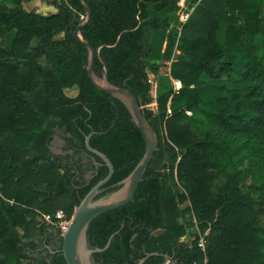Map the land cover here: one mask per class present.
<instances>
[{"label": "trees", "instance_id": "1", "mask_svg": "<svg viewBox=\"0 0 264 264\" xmlns=\"http://www.w3.org/2000/svg\"><path fill=\"white\" fill-rule=\"evenodd\" d=\"M24 1L0 0V39L10 37L0 44V264H66L61 230L42 214L70 221L108 174L85 138L113 166L105 186L132 171L145 145L126 107L87 76V49L73 35L86 15L80 1L52 0L48 15ZM187 1L183 20L172 17L181 0H83L81 36L101 47L94 74L105 68L127 89L157 137L133 199L88 226L90 249L113 235L94 264L147 254L142 264H202L204 255L264 264V0ZM161 67L180 87L157 90L153 109L150 75L158 81ZM54 136L64 155L52 153ZM187 216L207 232L205 253L198 233L184 239Z\"/></svg>", "mask_w": 264, "mask_h": 264}, {"label": "water", "instance_id": "2", "mask_svg": "<svg viewBox=\"0 0 264 264\" xmlns=\"http://www.w3.org/2000/svg\"><path fill=\"white\" fill-rule=\"evenodd\" d=\"M79 1L83 6L86 15L83 21L78 24L74 30L73 35L87 49V76L94 88L117 99L126 107L134 124L141 132L145 145L144 154L132 171L118 183L105 186L113 174V166L105 155L89 146V139L92 133L85 138L86 149L102 159L108 169V174L105 178L97 182L76 206L71 220L61 233V254L66 264H94L92 262V254L106 250L113 235L108 239L103 248L90 249L87 247L86 241L88 226L97 216L126 205L133 199L138 184L157 149V137L153 128L142 114L134 96L127 89L110 84L107 79L105 68L101 78H98L94 74V59L98 56L101 47L94 50L93 47L81 36V28H83L90 20V10L83 0ZM111 189L114 190L110 191ZM148 256H150V254H147L137 264H142Z\"/></svg>", "mask_w": 264, "mask_h": 264}, {"label": "rangeland", "instance_id": "3", "mask_svg": "<svg viewBox=\"0 0 264 264\" xmlns=\"http://www.w3.org/2000/svg\"><path fill=\"white\" fill-rule=\"evenodd\" d=\"M180 4H181V7L183 9V13L189 11V8H190L189 1L181 0ZM26 7L28 9H32V10L39 12L41 14H44V15H48V14H51V13L56 11V9L52 3V0H31L26 4ZM172 17L180 18L179 14L173 15ZM9 38L0 39V44H2V45L9 44ZM177 55H178V51H174L172 57L176 58ZM164 72H165L164 67H161L159 77H158L159 78L158 81H157L156 77L154 78V75H150V77L153 81V86H152V90H151V97H152L151 106L153 109L156 108L155 99H156L157 90L164 91V90H167L169 88H172L174 91H177L179 89L178 88L179 86H176L177 83L175 84V82L173 80H171L168 77V75H166ZM62 146H63V141L61 140V138L58 136H54L53 140L51 142V147H50L51 151L55 154H63L64 155L65 153H63L61 151ZM185 219H187V221H188V223L186 224L187 238H184V237L183 238L185 239V241H189V239L192 238L191 235L194 233H197L198 229H197L196 222L193 220V218L191 216H187V217H185ZM61 233H62V230H61Z\"/></svg>", "mask_w": 264, "mask_h": 264}, {"label": "built area", "instance_id": "4", "mask_svg": "<svg viewBox=\"0 0 264 264\" xmlns=\"http://www.w3.org/2000/svg\"><path fill=\"white\" fill-rule=\"evenodd\" d=\"M201 1V0H197V3ZM193 10V7L191 9H189V11L185 12V13H181L179 15L180 19H183V20H186L188 15L190 14V12ZM54 219H56L55 221H53V218L50 216V215H47V214H42V221L47 223V224H51V225H54L55 227L59 228L60 230H64L65 227L68 225L69 221L67 220H64V215H63V212L62 211H57L55 213V216H54ZM198 233V241H197V246L200 248V250L205 253L206 251V235H207V232H205L204 234H200L199 232ZM186 264H197L196 261H192L190 263H186ZM202 264H207V258L206 256L204 255L203 257V261H202Z\"/></svg>", "mask_w": 264, "mask_h": 264}, {"label": "flooded vegetation", "instance_id": "5", "mask_svg": "<svg viewBox=\"0 0 264 264\" xmlns=\"http://www.w3.org/2000/svg\"><path fill=\"white\" fill-rule=\"evenodd\" d=\"M50 147H51V145H50ZM61 148H62V147H61ZM50 149H51V148H50ZM52 153H53V152H52ZM54 154H55V153H54ZM83 162H84V163H88V158H84V159H83ZM92 172H93V170H88V171H87V173H86V180H89V179L91 178ZM53 250H54V249H53V247H52V251H51V250H50V251L53 253V252H54Z\"/></svg>", "mask_w": 264, "mask_h": 264}, {"label": "crops", "instance_id": "6", "mask_svg": "<svg viewBox=\"0 0 264 264\" xmlns=\"http://www.w3.org/2000/svg\"><path fill=\"white\" fill-rule=\"evenodd\" d=\"M28 3V1H24L23 2V8L26 10V11H34V10H32V9H28L27 7H26V4ZM36 12V11H35ZM56 12V11H55ZM55 12H53V13H55ZM36 13H39V12H36ZM41 14V13H40ZM44 15V14H43ZM4 39V38H3ZM174 82H175V84H176V82L177 81H175V80H173ZM179 83V82H178ZM177 86V85H176ZM179 87H180V83H179ZM178 87V88H179Z\"/></svg>", "mask_w": 264, "mask_h": 264}]
</instances>
